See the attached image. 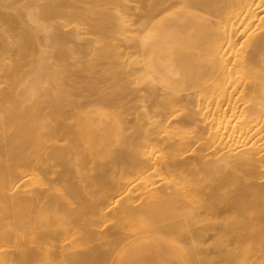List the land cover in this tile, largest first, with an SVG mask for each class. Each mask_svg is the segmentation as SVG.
<instances>
[{
	"label": "bare ground",
	"instance_id": "6f19581e",
	"mask_svg": "<svg viewBox=\"0 0 264 264\" xmlns=\"http://www.w3.org/2000/svg\"><path fill=\"white\" fill-rule=\"evenodd\" d=\"M0 110V264H264V0H0Z\"/></svg>",
	"mask_w": 264,
	"mask_h": 264
},
{
	"label": "crops",
	"instance_id": "0c3cea01",
	"mask_svg": "<svg viewBox=\"0 0 264 264\" xmlns=\"http://www.w3.org/2000/svg\"><path fill=\"white\" fill-rule=\"evenodd\" d=\"M170 255L183 264L181 257L172 248L163 243L144 242L130 248L121 258L119 264H150L157 258Z\"/></svg>",
	"mask_w": 264,
	"mask_h": 264
},
{
	"label": "rangeland",
	"instance_id": "374dc122",
	"mask_svg": "<svg viewBox=\"0 0 264 264\" xmlns=\"http://www.w3.org/2000/svg\"><path fill=\"white\" fill-rule=\"evenodd\" d=\"M2 109H3V108H2ZM0 111H1V110H0ZM3 111H4V110H2V112H3ZM4 112H6V111H4ZM7 113L9 114V112H7ZM13 114H14V113H13ZM11 115H12V113L9 114V117H8V118H14V117H15L14 115H12V116H11ZM0 116H2V115L0 114ZM7 116H8V115L6 114V116H2L1 118H5V117L7 118ZM10 116H11V117H10ZM1 118H0V119H1ZM0 122H1V121H0ZM1 123H2V122H1ZM1 123H0V125H1ZM11 125H12V124H11ZM11 125H10V126H11ZM15 125H16V123H15V124L13 123V125H12L13 127L11 126L10 128H9V126H7V125H5V127H4V125H2L3 128H2V126L0 127V135H4V138L2 137V138L4 139V142H3V143L0 142V146H1V147H4V150H3L1 147H0V150H1L2 154H4L5 156H7V154H8V156L5 157V158H7L8 160L10 159L11 164L14 163L13 165H11V166H13V167L15 166V161H12V160H13V157H14V156H13V155H14L13 153H15V150H14V147H13L14 145H13V144L8 145L10 141H7L8 144H7V146H5V144H6L5 141L8 140V139H9V140H11V139L13 140V139H14V140L16 141V139H17L16 136H17L18 132L16 131V132H17V133H16V132H15V129H18V128H16ZM7 127H8V128H7ZM5 128H7V129H5ZM3 130H4V131H3ZM5 131H7V133H9V131H11L10 133H13V132H15V133H13V134H10V133L7 134ZM12 131H13V132H12ZM1 132H2V133H1ZM8 135H9V136H10V135H13L14 137L11 136V137H10L11 139H10V138H8ZM15 135H16V136H15ZM6 137H7V139H6ZM2 138H1V136H0L1 141H3ZM12 140H11L10 143L15 142V141H12ZM4 143H5V144H4ZM1 144H2V145L4 144V146H2ZM8 146H9V148H8ZM6 147L9 149V151H8V150L5 151V150L7 149ZM5 148H6V149H5ZM3 151H4L5 153H3ZM6 152H7V154H6ZM8 152H10L11 154L8 153ZM2 154L0 153V158H1ZM9 155H11V157H10ZM2 158H4V156H3ZM2 158H1V159H2ZM5 158H4V160H6V161H4L3 159H2V160L0 159V163H1V162H3V163L5 162V163H4V164H6L5 167H8V165H10V161L8 162V160L5 159ZM11 158H12V159H11ZM7 162H8V163H7ZM4 164H0V165H1V166L3 165L2 168L5 169ZM1 166H0V168H1ZM2 168H1V170L3 171ZM13 169H14V168H13ZM1 170H0V179H1V176H2V174H3ZM5 171H6V170H5ZM3 172H4V171H3ZM120 173H121V170L119 169V170L116 172V179H117V177H118V175H119ZM3 175H4V174H3ZM169 179H170L169 176H163V175H162L161 177H156V178H154V180H155V182H156L155 184L160 185V186H161L162 184H164L165 182H167ZM1 180H3V176H2V179H1ZM1 180H0V183H1L0 186L3 184V183H2L3 181H1ZM16 182H18V181H16ZM14 192H15V191H14ZM159 216H160V214L157 215V217H156L158 220H162V219L164 218V217H159ZM134 222H137V220H135ZM1 231H2V229H1V227H0V234H1ZM9 234H11V233H8V236H11V235H9ZM148 242H152V243H161V242H157V241H148ZM10 245H12V244H10ZM212 256H214V255H212ZM182 262H183V264H185V262H184L183 260H182ZM17 263H18V262H17ZM18 264H19V263H18ZM150 264H180V262H179L178 260H176L175 258H172L170 255H168L167 258H163V257L160 255V258H157L156 263H150Z\"/></svg>",
	"mask_w": 264,
	"mask_h": 264
}]
</instances>
